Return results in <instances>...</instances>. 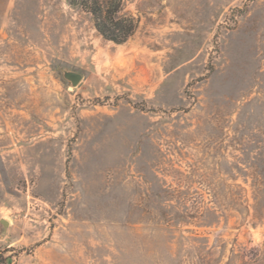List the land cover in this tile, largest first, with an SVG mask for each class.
I'll use <instances>...</instances> for the list:
<instances>
[{"label": "rangeland", "instance_id": "rangeland-1", "mask_svg": "<svg viewBox=\"0 0 264 264\" xmlns=\"http://www.w3.org/2000/svg\"><path fill=\"white\" fill-rule=\"evenodd\" d=\"M121 7L0 0V264H264V0Z\"/></svg>", "mask_w": 264, "mask_h": 264}, {"label": "trees", "instance_id": "trees-1", "mask_svg": "<svg viewBox=\"0 0 264 264\" xmlns=\"http://www.w3.org/2000/svg\"><path fill=\"white\" fill-rule=\"evenodd\" d=\"M69 3L85 9L95 29L107 40L122 43L135 29L133 17L121 11V0H69Z\"/></svg>", "mask_w": 264, "mask_h": 264}, {"label": "water", "instance_id": "water-1", "mask_svg": "<svg viewBox=\"0 0 264 264\" xmlns=\"http://www.w3.org/2000/svg\"><path fill=\"white\" fill-rule=\"evenodd\" d=\"M63 77L70 81V84L72 86H75L77 85V83L80 81V79L82 78V75L81 73L77 72V71H73V70H63ZM0 223L2 224L3 226V231H5V229L7 228L8 226V221L4 218H1L0 219ZM10 260V258H8V261Z\"/></svg>", "mask_w": 264, "mask_h": 264}]
</instances>
